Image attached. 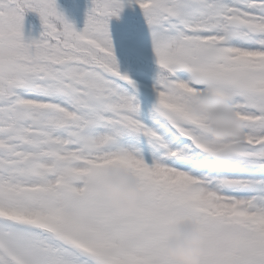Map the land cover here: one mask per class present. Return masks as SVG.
I'll list each match as a JSON object with an SVG mask.
<instances>
[{
	"label": "snow or ice",
	"instance_id": "snow-or-ice-1",
	"mask_svg": "<svg viewBox=\"0 0 264 264\" xmlns=\"http://www.w3.org/2000/svg\"><path fill=\"white\" fill-rule=\"evenodd\" d=\"M127 2L157 66L143 101L110 30L126 0H92L82 29L57 0H0V44L27 67L0 88V264H171L163 242L182 220L204 237L201 264H264V0ZM29 10L39 38H25ZM204 91L241 138L205 136L188 105ZM113 167L143 192L131 215L104 192Z\"/></svg>",
	"mask_w": 264,
	"mask_h": 264
},
{
	"label": "clouds",
	"instance_id": "clouds-1",
	"mask_svg": "<svg viewBox=\"0 0 264 264\" xmlns=\"http://www.w3.org/2000/svg\"><path fill=\"white\" fill-rule=\"evenodd\" d=\"M27 67L20 54L7 44H0V88H7L22 81ZM191 111L203 118L204 134L214 142L238 140L244 134V126L232 107L219 96L204 91L188 100ZM104 192L113 209L121 215H131L143 198L139 182L122 167L111 168L104 180ZM78 215L86 219L87 209ZM204 237L192 221L176 222L163 242V250L171 264H201L205 255Z\"/></svg>",
	"mask_w": 264,
	"mask_h": 264
},
{
	"label": "trees",
	"instance_id": "trees-1",
	"mask_svg": "<svg viewBox=\"0 0 264 264\" xmlns=\"http://www.w3.org/2000/svg\"><path fill=\"white\" fill-rule=\"evenodd\" d=\"M92 0H57L59 10L65 15L69 21H73L77 29H82L85 26L87 11L91 5ZM39 15V13H38ZM40 16V15H39ZM38 16L34 17L31 13L26 12L24 14V35L25 38H39L43 31L42 20H36ZM119 18H115L117 23H121L123 20L132 29V32L142 33L147 26L144 19L143 11L138 4L129 3L126 0L125 7L121 11ZM110 30L113 38V42L116 49V54L121 65L122 71L129 72L134 79L146 80L144 77H138L137 71L142 69L144 73L154 76L157 66L152 59L151 53L140 52L134 49L121 48L116 41L112 25L110 23ZM129 39V38H128ZM149 50V48H148ZM185 75H187L185 73ZM152 82V79L149 80ZM140 98L143 101L145 97L140 94Z\"/></svg>",
	"mask_w": 264,
	"mask_h": 264
},
{
	"label": "rangeland",
	"instance_id": "rangeland-1",
	"mask_svg": "<svg viewBox=\"0 0 264 264\" xmlns=\"http://www.w3.org/2000/svg\"><path fill=\"white\" fill-rule=\"evenodd\" d=\"M125 32H126V30H124ZM146 42V39L144 38V39H142V41H141V43L143 44V43H145Z\"/></svg>",
	"mask_w": 264,
	"mask_h": 264
}]
</instances>
